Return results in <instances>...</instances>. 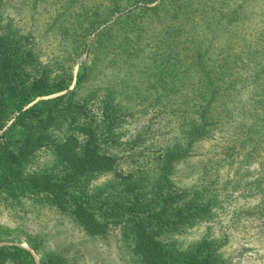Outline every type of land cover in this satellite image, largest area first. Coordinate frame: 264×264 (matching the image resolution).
<instances>
[{
  "label": "rangeland",
  "instance_id": "obj_1",
  "mask_svg": "<svg viewBox=\"0 0 264 264\" xmlns=\"http://www.w3.org/2000/svg\"><path fill=\"white\" fill-rule=\"evenodd\" d=\"M0 36L18 41L22 80L66 86L26 106L55 114L23 175L59 178L55 143L84 141L91 126L115 160L74 184L97 216L104 197L137 196L164 219L157 239L172 253L207 242L215 264H264V142L248 154L264 127L256 138L247 128V67L264 81V0H0ZM206 79L223 88L211 103ZM33 123L9 128L17 152ZM133 245L122 224L89 236L41 194L0 189V247L34 264H142Z\"/></svg>",
  "mask_w": 264,
  "mask_h": 264
},
{
  "label": "trees",
  "instance_id": "obj_2",
  "mask_svg": "<svg viewBox=\"0 0 264 264\" xmlns=\"http://www.w3.org/2000/svg\"><path fill=\"white\" fill-rule=\"evenodd\" d=\"M17 40L0 36V189L14 196L38 193L54 204L59 210L69 211L74 221L89 236L103 235L109 224H122V229L134 239L132 252L140 258L142 264H215L216 258L207 242H202L187 253H172L157 239L155 227H163L164 219H159V212H154L149 203L135 196L124 199L104 197L98 210L100 215L91 209L86 194L75 187V182L88 180L94 175L112 170L115 160L99 152L95 143V131L91 126H82L85 140L78 137L66 136L55 143L54 151L63 165V173L59 178L49 175H23L24 160L33 151L41 147L47 140L54 110L39 113L32 107L26 106L35 98L48 96L66 89L63 82L51 83L46 76H40L33 82H25L21 78L22 67L19 64V49ZM204 62H201L199 66ZM251 67H247V101L250 107L247 114L253 119L247 121V128H252L251 137L256 138L264 127V81L250 79ZM203 80V79H201ZM209 79L205 84L211 85ZM235 85L229 90L234 91ZM245 90L244 84L241 85ZM251 87L255 94H251ZM223 88L214 84L210 86V103L222 96ZM262 92V94H260ZM64 96L56 97L54 101L62 100ZM50 100H42L41 105H48ZM52 108V107H51ZM208 106L202 108V130L199 135L206 133ZM259 110V112H257ZM262 115V117H260ZM27 121H34L29 132L22 141L19 152L12 147L8 130L14 126H25ZM194 137H197L194 136ZM193 137H191L192 139ZM51 138L48 139V141ZM264 142V136L257 141V146L248 152L253 158L258 152L259 145ZM262 157V156H259ZM264 157V155H263ZM86 197V198H85ZM6 261L14 264H34L28 251L17 246L0 247V264ZM42 264H63L60 260L49 258Z\"/></svg>",
  "mask_w": 264,
  "mask_h": 264
}]
</instances>
